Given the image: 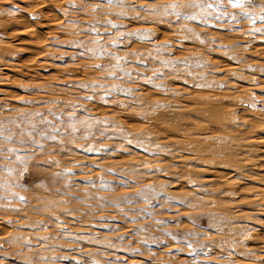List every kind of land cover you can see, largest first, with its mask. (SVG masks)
<instances>
[{
	"label": "rangeland",
	"instance_id": "374dc122",
	"mask_svg": "<svg viewBox=\"0 0 264 264\" xmlns=\"http://www.w3.org/2000/svg\"><path fill=\"white\" fill-rule=\"evenodd\" d=\"M260 4L0 0V264H264Z\"/></svg>",
	"mask_w": 264,
	"mask_h": 264
},
{
	"label": "snow or ice",
	"instance_id": "6c2138e0",
	"mask_svg": "<svg viewBox=\"0 0 264 264\" xmlns=\"http://www.w3.org/2000/svg\"><path fill=\"white\" fill-rule=\"evenodd\" d=\"M109 3H114V4H120L123 2V0H108ZM256 2V0H229V3L232 4L233 7H237V8H242L245 6V4L248 5H253ZM208 7H212V5H208ZM260 7L264 8V4H260ZM192 19H195V17H190ZM251 18V17H250ZM262 20H264V17H261ZM254 21V18H253ZM255 22V21H254ZM257 31H259V29H257ZM131 35H135V36H140V33H134ZM5 129L3 127L2 124H0V138H3L4 140H12L11 136H6L5 134ZM39 135H43V132L38 133ZM48 139H54V137L49 136ZM21 143H28V144H35L36 141H21ZM42 147V146H40ZM11 151L16 152V149H11ZM23 162V161H22ZM21 199H23V197H21Z\"/></svg>",
	"mask_w": 264,
	"mask_h": 264
}]
</instances>
